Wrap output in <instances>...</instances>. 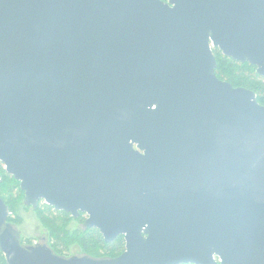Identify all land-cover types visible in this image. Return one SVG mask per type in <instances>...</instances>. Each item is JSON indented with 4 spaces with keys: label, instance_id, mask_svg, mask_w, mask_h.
<instances>
[{
    "label": "water",
    "instance_id": "water-1",
    "mask_svg": "<svg viewBox=\"0 0 264 264\" xmlns=\"http://www.w3.org/2000/svg\"><path fill=\"white\" fill-rule=\"evenodd\" d=\"M264 0H0V163L42 201L121 235L112 259L23 246L8 264H264Z\"/></svg>",
    "mask_w": 264,
    "mask_h": 264
},
{
    "label": "trees",
    "instance_id": "trees-1",
    "mask_svg": "<svg viewBox=\"0 0 264 264\" xmlns=\"http://www.w3.org/2000/svg\"><path fill=\"white\" fill-rule=\"evenodd\" d=\"M216 61L215 75L221 80L231 84L233 87H241L252 91L256 95L259 105L264 107V78L257 75L255 67L248 63H239L227 58L215 48L212 49ZM0 199L8 207L7 222L11 225L18 224L20 217L17 209L23 199V193L19 183L7 174L0 163ZM36 216L46 230L48 243L51 251L60 257H64L70 245H76L82 253L92 259H112L125 251L124 237L119 235L110 243L103 240L100 232L95 228L83 227L70 233L67 226L71 221L83 225L85 215L80 214L73 219L64 211H56L52 207L40 201L34 209ZM21 244L29 245L30 241L21 240ZM0 264H8L5 256L0 251Z\"/></svg>",
    "mask_w": 264,
    "mask_h": 264
},
{
    "label": "rangeland",
    "instance_id": "rangeland-1",
    "mask_svg": "<svg viewBox=\"0 0 264 264\" xmlns=\"http://www.w3.org/2000/svg\"><path fill=\"white\" fill-rule=\"evenodd\" d=\"M212 49H215V48H212ZM3 169H4V167H3ZM35 208H33L31 206H27L25 204L24 194H23V199L21 200V204L17 209V215L20 217V221L18 224H15L12 226L18 232L20 240L31 242V244H29V245L23 244V246H26V247H28V246H46L47 248H49L50 246L48 243L49 241H48L47 232L43 228L41 223L39 222V220L36 216V213L34 212ZM85 219H86V217H85ZM83 227H84V225L80 224L79 222L71 221L67 226V230L70 233H72L77 229H82ZM83 256H87V255L82 253L81 250L76 245L73 244V245H70L68 247L66 254L63 258L83 257ZM100 259H104V257L99 258L97 260H100Z\"/></svg>",
    "mask_w": 264,
    "mask_h": 264
},
{
    "label": "flooded vegetation",
    "instance_id": "flooded-vegetation-1",
    "mask_svg": "<svg viewBox=\"0 0 264 264\" xmlns=\"http://www.w3.org/2000/svg\"><path fill=\"white\" fill-rule=\"evenodd\" d=\"M38 203H39V202H38ZM77 218H78V217H77ZM77 218H76V219H77ZM73 219H74V218H73Z\"/></svg>",
    "mask_w": 264,
    "mask_h": 264
}]
</instances>
